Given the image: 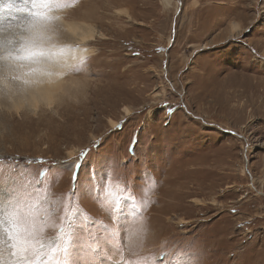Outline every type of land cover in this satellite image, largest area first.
Returning <instances> with one entry per match:
<instances>
[{"label": "rangeland", "instance_id": "rangeland-1", "mask_svg": "<svg viewBox=\"0 0 264 264\" xmlns=\"http://www.w3.org/2000/svg\"><path fill=\"white\" fill-rule=\"evenodd\" d=\"M59 18L92 52L0 95V264H264V0H0V71Z\"/></svg>", "mask_w": 264, "mask_h": 264}, {"label": "bare ground", "instance_id": "bare-ground-1", "mask_svg": "<svg viewBox=\"0 0 264 264\" xmlns=\"http://www.w3.org/2000/svg\"><path fill=\"white\" fill-rule=\"evenodd\" d=\"M164 2L169 5L170 0H164ZM59 21L66 33L70 34L71 36H69L74 38L76 43L73 44L71 41L65 40L58 44L32 45L31 60H27L30 59L28 58L30 56L24 59L16 56L2 57L5 59L6 67L11 65L14 68L10 71L7 68L0 71V95L2 96L1 93H4V97L17 111L16 113L25 106L31 108L33 112L41 104L51 106L57 94L61 93L66 86L64 76L67 69L71 64L81 61L92 52L85 46L87 41L93 40L92 26L64 22L61 18ZM12 76L17 80V83L10 80ZM125 112L129 114L128 111Z\"/></svg>", "mask_w": 264, "mask_h": 264}, {"label": "snow or ice", "instance_id": "snow-or-ice-1", "mask_svg": "<svg viewBox=\"0 0 264 264\" xmlns=\"http://www.w3.org/2000/svg\"><path fill=\"white\" fill-rule=\"evenodd\" d=\"M234 31H235V28H234ZM160 107L163 108V109H170L171 106H169L167 104H164V105H161ZM122 127H123L122 123L121 124H115V125H113V131L119 130ZM133 150H134V148H133ZM84 155H85V153L81 152L80 153V158H82ZM79 166H80L79 164L76 165L77 169L79 168ZM76 175H78V170H77Z\"/></svg>", "mask_w": 264, "mask_h": 264}]
</instances>
